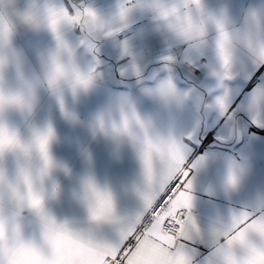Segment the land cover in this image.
<instances>
[{"label": "snow or ice", "instance_id": "6c2138e0", "mask_svg": "<svg viewBox=\"0 0 264 264\" xmlns=\"http://www.w3.org/2000/svg\"><path fill=\"white\" fill-rule=\"evenodd\" d=\"M262 76L264 0H0V264H264Z\"/></svg>", "mask_w": 264, "mask_h": 264}, {"label": "crops", "instance_id": "0c3cea01", "mask_svg": "<svg viewBox=\"0 0 264 264\" xmlns=\"http://www.w3.org/2000/svg\"><path fill=\"white\" fill-rule=\"evenodd\" d=\"M209 5H215L217 3V0H207ZM29 39V36H21L17 39V46L27 49L28 44L26 41ZM29 55L31 56V52H29ZM252 79H255V73L253 72L251 74ZM252 79H247L245 81V86L247 84L252 83ZM260 80H264V76L260 77L259 80H257V83H259ZM253 87H255V84H252ZM250 91V89H249ZM238 98H242V95L238 92ZM49 110V102L47 98L42 99V106L40 109V115L41 119H43L47 114ZM52 116L54 123L57 127L58 135L61 139V144L57 146V155L61 156L65 160H67L69 163L73 164L74 166H78V159H77V153L75 151V142L79 138L81 140L85 139V134L80 129H73L71 126H69L63 119L59 116L58 112L55 111L54 108H52ZM13 119L18 120V117H13ZM195 119V114L193 113L190 121L188 123V127H191V121ZM250 125H244L240 126L239 124L236 125H226L224 122V119L222 117H218L215 114H213L211 117L207 118L204 123L201 125V127L197 131L198 138L201 139V142L206 141L208 139L209 133L213 136V143L209 144L208 151L213 152H221V153H229L231 151L232 142L230 141L228 144H221L218 142H215V138L218 136H228L231 137L235 135L236 137V144H239L241 142V138L245 136L247 129ZM257 166V170L260 171L261 167H264V162H255ZM211 195V194H210ZM217 201L223 205L225 208L227 206V202L216 198ZM239 206V205H234ZM199 208V214L200 218L202 220V223L204 224H211V225H221L223 223H226V215L221 214L219 216L204 211V206L200 205Z\"/></svg>", "mask_w": 264, "mask_h": 264}]
</instances>
